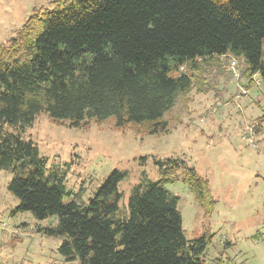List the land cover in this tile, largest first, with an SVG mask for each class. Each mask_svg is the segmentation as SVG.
<instances>
[{"label": "trees", "instance_id": "obj_1", "mask_svg": "<svg viewBox=\"0 0 264 264\" xmlns=\"http://www.w3.org/2000/svg\"><path fill=\"white\" fill-rule=\"evenodd\" d=\"M228 56L250 85L256 75L264 84V0H63L34 12L0 45V171L13 174L14 214L54 218L38 232L64 238L67 262L204 264L209 234L186 239L179 198L166 188L182 179L212 212L217 201L195 168L156 160L160 180L143 173L124 209L128 173L118 169L88 204L65 203L64 175L24 133L43 113L71 128L114 120L119 129L167 133L164 117L178 97L195 81L210 85L198 62Z\"/></svg>", "mask_w": 264, "mask_h": 264}, {"label": "rangeland", "instance_id": "obj_2", "mask_svg": "<svg viewBox=\"0 0 264 264\" xmlns=\"http://www.w3.org/2000/svg\"><path fill=\"white\" fill-rule=\"evenodd\" d=\"M57 1L63 0H0V45L34 12L52 9ZM198 66L196 74L204 72L210 85L195 81L190 93L178 97L164 117L167 133L119 129L114 120L71 128L43 113L24 138L36 144L49 170L64 175L65 203L88 204L118 169L128 173L119 186L124 209L143 173L151 182L160 180L156 160L185 161L209 181L217 201L207 214L182 179L166 185L179 198L186 239L209 234L203 263L264 264V84L256 75L250 85L233 56L200 61ZM12 178L9 171H0V264H81L59 254L63 237L38 232L54 218L39 221L30 213L14 214L19 201L7 189Z\"/></svg>", "mask_w": 264, "mask_h": 264}, {"label": "built area", "instance_id": "obj_3", "mask_svg": "<svg viewBox=\"0 0 264 264\" xmlns=\"http://www.w3.org/2000/svg\"><path fill=\"white\" fill-rule=\"evenodd\" d=\"M232 69H234V67L236 66V62L234 61V62H232Z\"/></svg>", "mask_w": 264, "mask_h": 264}]
</instances>
